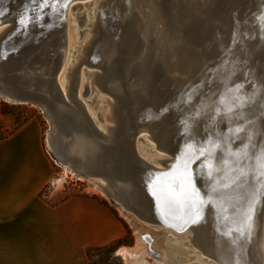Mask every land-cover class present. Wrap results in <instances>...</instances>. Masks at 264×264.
I'll return each mask as SVG.
<instances>
[{"label": "water", "instance_id": "obj_1", "mask_svg": "<svg viewBox=\"0 0 264 264\" xmlns=\"http://www.w3.org/2000/svg\"><path fill=\"white\" fill-rule=\"evenodd\" d=\"M92 1L48 0V6L41 9L44 0H0V24L8 22L0 36V95L42 108L52 124V151L61 162L60 153L125 212L166 229L170 224L152 190L159 177L168 180V172L145 160L137 149L138 141L149 132L168 156L192 160L189 168L201 178L216 176L215 186L225 199L222 203L214 200L213 209L209 207L212 221L198 229L207 237L208 254L230 264H241L246 258L261 264L260 198L251 232L244 220L250 194L260 197L256 187L264 180V169L240 167L232 162L234 156H225L221 144L213 148L208 141L215 142L216 128L190 123L189 110L204 86L210 93L227 84L245 90L264 69V35L258 38L254 54L243 31L250 10L264 12V0H101L96 38L79 64L67 70L64 94L61 72L68 48L67 11L70 5L74 10ZM106 40L112 44L111 54L103 56L98 48ZM82 63L97 70L101 88L117 99L114 124L107 132L100 130L79 97ZM145 83L151 95L137 89ZM115 85L122 87L121 94L112 92ZM88 91L86 86L83 96ZM234 101L227 98L230 105ZM248 108L249 113L241 118L242 130L234 129L235 137H243L252 123L257 128L264 123V109L259 117H252L260 105L253 112ZM227 120L223 126L237 145L240 139H234L228 126L232 121ZM257 132L261 135L259 155L264 150V129ZM201 149H206L202 156ZM246 151L245 159L241 156L244 160ZM224 159H229L227 171L218 172ZM162 164L168 167L170 162ZM241 170L247 175L242 176ZM258 171L262 174L257 179ZM225 184L230 187H222ZM229 230L231 237L223 235ZM141 238L148 242L149 253L160 259V252L152 247L156 237L148 233Z\"/></svg>", "mask_w": 264, "mask_h": 264}, {"label": "crops", "instance_id": "obj_2", "mask_svg": "<svg viewBox=\"0 0 264 264\" xmlns=\"http://www.w3.org/2000/svg\"><path fill=\"white\" fill-rule=\"evenodd\" d=\"M54 168L36 123L0 140V264H91L90 249L128 234L97 197L48 201L43 192Z\"/></svg>", "mask_w": 264, "mask_h": 264}, {"label": "bare ground", "instance_id": "obj_3", "mask_svg": "<svg viewBox=\"0 0 264 264\" xmlns=\"http://www.w3.org/2000/svg\"><path fill=\"white\" fill-rule=\"evenodd\" d=\"M94 1H97L98 5L96 6V9L91 14H93L92 21L96 24L97 12L100 8L101 0H94ZM94 1L90 2V4L94 3ZM72 6L73 5H70L68 8V11H67L68 48H67V56H66V59L64 62L62 72H61V74H62L61 88H62L64 94H67V88L63 84V78H64V76L66 77V72H68L67 70L71 68V67L69 68V66L71 65L70 64L71 52L74 49V45H75L76 38H77L75 31H73V29L71 28V25H70L69 14H70V11L73 10ZM91 8H92V6H91ZM92 10H93V8H92ZM85 12L87 13V11H85ZM79 19H80V17H79ZM244 23H245V27H244L243 31L245 32V35H246V38L248 41V45L254 49V54H255V53H257L256 47H258V45H259L256 43H260L258 38H260L261 36L264 35V12L259 8H255L253 11L250 10L249 13L247 14V16L245 17ZM7 24H8V22L0 24V36L4 32V30L6 29ZM79 24H80V22H79ZM94 28L95 27H92L91 31H95ZM95 37H93V38H95ZM93 38H91V39H93ZM74 40H75V42H74ZM89 41L84 45L82 53H86L89 44H91ZM107 41L109 42V40H107ZM109 44H110V42H109ZM111 45L112 44H110V46ZM110 51H111V47L107 49L103 45V43H99L98 52L99 53L102 52L103 56L107 55V54H111ZM79 54H80V52H79ZM83 58L84 57L80 56L78 59H79V61H81ZM92 74L94 76L93 81H95L96 83L99 84L98 79H97L98 72L93 70L91 75ZM80 78H81V75H80ZM88 80H89V77H88ZM90 81H91V78H90ZM250 81H251V83L249 85L250 87L248 89H245V90L244 89L239 90L237 88L233 89V88H231L230 85L227 84V85L221 86V89L216 88V90H212L210 93L208 91L207 87L204 86L203 89L201 88V95L199 97V100L194 102L192 104V107L189 110V115H190L189 119H190V123L195 124L199 128L206 126V125L207 126H210V125L214 126L216 128L215 129L216 132H214V133L209 132V133H213L212 135H214L215 142L218 141L219 144H221V149L225 151V156H226V152L229 150V148H230L231 152H233V153H236L239 151V153H240L239 157L234 156V158H236V161L233 158L232 162L233 161L238 162L240 164V167H242V165H243V167L248 165V168H251L253 165V168H256L258 165V161H257L258 154L257 153H259V150H257V149H259V146H261V135H258L257 131L260 129H264V123L260 124L259 128H257V126L255 127V125L253 123L250 124L249 128L244 132L243 137H241L240 134L237 135L238 139H240L237 141V145H234V142H233L231 136L229 137V134L227 132L228 130L225 129L223 126L224 119L227 120L230 118L232 123L228 122V126H230V131L232 130L231 134L234 133L233 134V136H234L235 135L234 129H237L238 127L239 128L241 127V129H242L244 122L241 121L242 120L241 118H242V116L244 117L245 112L249 113L248 107L251 106L252 107L251 112H253L254 109L257 110L256 109L257 105L258 106L260 105V107H261L260 111L257 110L256 113H253L254 115L252 117L254 119L256 118V116L259 117L258 114L263 113V109H264V69L263 70L260 69V72L255 74L251 78ZM111 84H112V82H111ZM91 85H92V83H91ZM121 88H120V86L115 85L113 88H111V90L114 93H120L121 94L122 93L120 90ZM137 89L146 93L147 95H151L150 90L148 91L146 83L143 85L138 84ZM101 90H103V89H101ZM109 96L111 97L110 94H109ZM110 97L107 98L106 100L111 105L110 110H109V115L107 116V120L110 121L111 124H108V126L106 128L102 127L98 121L99 112L95 111L96 110L95 108L88 107L85 105L88 113L93 118L96 125L103 132L108 131V127L114 124V119L116 117L117 104H118L117 99L115 98V96L112 98H110ZM228 97L231 98L232 102L235 100L234 103H231L232 106L230 104H228V102H227ZM7 98H9V97H7ZM9 99H11V98H9ZM83 103H84V101H83ZM241 103H243V107L239 106ZM137 104L139 105V102H137ZM230 107L233 109V111L231 113H228L227 109ZM145 133L149 134V135H147L148 138H151L153 141H155V143H156L155 148L156 149L163 150L161 148L160 144L152 137V135L149 132H145ZM250 133H251V139H249ZM50 137H51V132L48 133L47 143H48L49 148L51 150H53L52 149L53 146L50 143ZM236 137L234 136L235 140L237 139ZM239 137H241V138H239ZM139 142L140 141H138V143H137V149H138L140 156H142L145 160H147L151 164L155 165L156 167L165 169L168 172V174H167L168 180L164 182V181H162V177H159L157 179L158 181H157V187H156L158 190V193H159L157 195V197L160 200V202H162V209L164 211V215L166 216V219H167L166 221L168 222V224H170V226L166 227V228H169V230L170 229L173 230V233L174 232L175 233H182V232L187 231L188 235L185 238L188 239L191 243H193L197 247V249H199L203 254L212 258V256H210L208 254V253H211V251H210L211 249H210L209 244H207V240H206L207 237L203 236L200 232H198V229L201 227L202 224H204V226H206L208 222L212 221L211 220L212 217L210 216L211 212H210L209 207L212 206V209H213L214 202L211 205L208 203H205L202 205V204H200L199 200L197 199V196L198 195L203 196L205 198V200H207V194H208L209 190L213 186H215L214 179L216 178V176H214L213 179L212 178L210 179V177H208L207 175H204V177L201 178V176H198L199 174H197V172H195V170L190 168L193 172L194 181H195V188H196V191L189 190V194L191 196V199L190 200H179V201L175 200V199L174 200H168V199H166V193L168 192V186L169 185H171L173 188H175L177 192H179L181 190V181H180L179 177H180V173L183 171V163L182 162L187 160V158H181V159H179V161H176L174 158H172L170 156L163 157L161 155L159 157L157 156L158 158L157 157L153 158L154 159L153 161H156L160 164V165H157L155 162H153L152 160L147 158L142 153V149L140 147ZM245 145H247V149L244 148ZM237 147H240L242 149H240V148L238 149ZM245 150H247L246 152H248V156H247L246 160H244L245 154H243V152L245 153ZM163 151L165 152V150H163ZM57 155L64 160L65 164L71 165V166L73 165L72 162L68 158L64 157L61 153L57 154ZM241 156L244 157V159ZM239 158L241 160H239ZM220 161H219V163H220ZM163 162H170V164L168 166L171 165V168L165 167L162 164ZM221 163L219 164V166L221 165ZM225 167L226 166L224 164H222L219 167L218 172L227 171V169ZM72 168L74 169V170L72 169L73 172L78 174L77 170L73 166H72ZM61 180L62 179L60 178L59 181H61ZM88 180L93 182L96 187H98L99 189H101L102 191L105 192V190L95 180H93V178L90 177V178H88ZM101 182L105 185L104 181H101ZM259 185H261V187L259 188V190H260V194H259V196H260L259 197L260 198V210H261V237H260L261 251H262V253H261V264H264V180H262V179L259 180ZM122 210H123V208H122ZM197 211L200 212L202 219L200 220V222L198 224L189 223L188 221L190 220V218H192L194 216V214ZM125 215L128 216V218L133 223L134 227L137 230V234L140 238H141L142 234H148V233H150L154 237H156L155 241L153 242L152 247L155 250L160 252V254H161L160 259H162L160 261L161 264H169L165 259L166 255L163 252V250L159 246L156 245V240L159 237V235H155L152 231H149V230L148 231L147 230L141 231L142 224L141 225L137 224V222L135 221V218L132 215L127 214V212H125ZM147 224L150 226H155V225H151L149 223H147ZM213 224H215V221H213ZM158 226H161V224ZM161 227H163V226H161ZM202 227H203V225H202ZM142 243L147 248L149 247V244L146 240L142 239ZM118 254L121 255L124 259H126L128 261L134 257H137L139 252L138 251L137 252H130V248L122 247L118 250ZM149 254L151 255V253H149ZM213 260H215L217 262V264H230V263L223 261L221 259L220 260L219 259H213ZM126 264H128V263H126ZM241 264H252V262L249 258H246L245 260H243L241 262Z\"/></svg>", "mask_w": 264, "mask_h": 264}, {"label": "rangeland", "instance_id": "obj_4", "mask_svg": "<svg viewBox=\"0 0 264 264\" xmlns=\"http://www.w3.org/2000/svg\"><path fill=\"white\" fill-rule=\"evenodd\" d=\"M81 1L84 2L90 0ZM97 5L98 2L94 1L92 4H84L82 8L78 7L70 11V25L73 31H75L77 38L76 42L74 40L75 45L71 52V65L69 68L79 64L80 61L78 58L80 56L85 57V53H82L84 45L91 38L96 36V32L91 31L92 27H95L96 25L92 21L93 14L91 13H93ZM85 11H87V13ZM95 38L91 39L89 42H93ZM100 43H103L107 49L111 47L107 40L101 41ZM93 70L97 71L96 69L87 66L86 63H82L80 73L81 78L79 83V97L82 101H84L86 106L95 108V111L99 112L98 121L102 127L106 128L108 124H111L110 121L107 120L111 105L106 100L110 97V92L101 90V86L93 81L94 76L93 74L91 75ZM65 80L66 77L64 76L63 84L66 86ZM85 86H88L89 91L86 96H83L82 94L85 90ZM110 95V98L114 97L112 93ZM29 122L37 124V127L41 132L45 153L55 167L53 180L45 188L43 196H45L46 199L52 203H56L72 195L97 197L99 200H103L107 205H109L114 210L115 214H117L119 218L125 222L129 229L128 234L124 238L104 247L90 249L88 254L91 264H161L160 261L162 259H156L149 254L148 248L143 245L142 239L138 236L136 228L128 216L125 215L121 206L107 196L104 191L96 187L95 184L88 180L87 177L74 173L72 166L61 162L49 148L47 137L48 133L52 129V124L42 108L31 103L16 102L6 96L0 95V140L9 137ZM147 135L149 134L146 133V136H144L139 142L142 153L152 161L154 160L153 158H156L157 156L159 157L162 155L163 157H168V154L163 150L155 148V141L148 138ZM153 162L160 165L156 161ZM167 168H171V165ZM60 178L62 179L61 181H59ZM127 214L132 215L137 224H142L141 231L149 230L155 235H159L156 240V245L163 250L166 255L165 259L169 264H217L215 260L203 254L193 243L185 238L188 235L187 231L182 233H173V230H169V228L165 229L161 226H150L146 222L139 220L131 212H127ZM122 247L130 248V252L138 251L139 254L137 257L127 261L118 254V250Z\"/></svg>", "mask_w": 264, "mask_h": 264}, {"label": "snow or ice", "instance_id": "obj_5", "mask_svg": "<svg viewBox=\"0 0 264 264\" xmlns=\"http://www.w3.org/2000/svg\"><path fill=\"white\" fill-rule=\"evenodd\" d=\"M33 2H35V0H33ZM48 6V0H44V2L40 5L41 9L44 8V7H47ZM66 6V5H65ZM53 10H55V5L53 4ZM39 18V17H38ZM23 22V21H22ZM240 107H243V103H241L239 105ZM218 111V110H217ZM233 111V109L230 107L227 109V112L228 113H231ZM248 123H251V121H248ZM242 129L241 128H237L235 129L236 132H240ZM185 131H187V128L185 129ZM249 139H251V133L249 134ZM208 143H211L212 144V147L215 148V147H219V142H212L211 140L208 141ZM187 147L191 148L192 146L191 145H187ZM244 148L246 149L247 148V145L244 146ZM206 149H201L200 151V155H204V152H205ZM240 153L239 151L236 152V153H233L231 152L230 148L229 150L226 152V156H236V157H239ZM196 159H199V157H196ZM257 161H258V167L261 168V169H264V150L261 151V153L258 155L257 157ZM193 161L188 159V160H185L183 161V171L180 173V181H181V190L179 192L176 191L175 188H173L171 185L168 186V192L166 193V199L168 200H190L191 199V196L189 194V190H192V191H196V188H195V181H194V176H193V172L192 170L189 168V164L192 163ZM223 164L225 166H227L229 164V160L228 159H224L223 160ZM242 176H246L247 174L245 172H243V170H241V173H240ZM262 174L261 172H257V179L259 178V175ZM209 176L212 175V172L209 171L208 173ZM236 181H233V183H235ZM243 186V185H241ZM222 187H230V185L228 184H225L223 185ZM261 187V185H257L256 187V191L258 192L259 191V188ZM152 194L154 196H157L159 193H158V190L157 188L153 187V190H152ZM243 198V197H241ZM197 199L199 200L200 204H205V203H208V204H212L215 201H219V202H223V200L225 199V197L222 195L220 189L216 188L215 186H213L208 194H207V200H205V198L203 196H197ZM259 197L256 195L255 192H252L250 194V198L248 200V205H247V209H246V212H245V220H244V224L245 226L247 227V229L249 230V232H251L252 230V227H253V215H254V212H255V204L256 202L258 201ZM202 219V216L200 215V212L197 211L194 216L192 218H190V220L188 221L189 223L191 224H198L200 222V220ZM226 219V217H225ZM219 230V229H217ZM237 231H241V233L243 232V229H237ZM223 235L225 236H228V237H231V231H227L225 233H223Z\"/></svg>", "mask_w": 264, "mask_h": 264}]
</instances>
